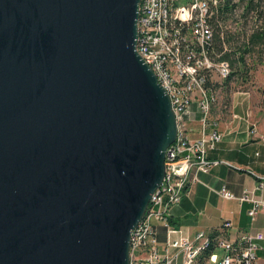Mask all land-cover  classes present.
Masks as SVG:
<instances>
[{"label":"water","instance_id":"95a60500","mask_svg":"<svg viewBox=\"0 0 264 264\" xmlns=\"http://www.w3.org/2000/svg\"><path fill=\"white\" fill-rule=\"evenodd\" d=\"M140 0H0V264H129L177 135Z\"/></svg>","mask_w":264,"mask_h":264},{"label":"built area","instance_id":"2783aa9c","mask_svg":"<svg viewBox=\"0 0 264 264\" xmlns=\"http://www.w3.org/2000/svg\"><path fill=\"white\" fill-rule=\"evenodd\" d=\"M217 4V0L139 2L136 50L169 96L176 116L177 135L165 152L162 183L152 194L142 218L131 230L129 264H176L181 255L182 264H195L198 255L210 243L204 232H198L193 240L182 236L169 238L161 254L154 223L161 222L168 235L178 233L169 224L170 209L180 201L187 185L198 180V172L206 173L221 163L210 160L207 155L208 150L221 140V134L209 123L215 101L210 82L213 75L225 78L230 72L228 61L214 60L211 56L214 35L210 19ZM193 104L200 112L201 130L200 136L191 140L187 135L186 119L192 115ZM260 141L264 145V132ZM192 171L195 174L191 177ZM257 188H264V179ZM217 193L225 199L235 198L225 187ZM237 199L252 203L248 211L252 218L256 212L264 211V200L255 199L250 193L245 192ZM221 227L232 228V223L224 221ZM170 248L176 250L170 252ZM217 248L223 250L220 258L215 252ZM258 250L264 251V234L261 232L244 234L238 240L219 238L205 264H259Z\"/></svg>","mask_w":264,"mask_h":264},{"label":"crops","instance_id":"0c3cea01","mask_svg":"<svg viewBox=\"0 0 264 264\" xmlns=\"http://www.w3.org/2000/svg\"><path fill=\"white\" fill-rule=\"evenodd\" d=\"M249 105L244 98H233L228 105H222L228 110L223 108L217 114L213 110L210 113V126L221 134V140L208 150L207 155L210 160L221 163L206 173L198 172V180L187 185L180 201L170 209L169 224L178 233L168 235L161 222L154 223L161 254L169 238L182 236L193 240L198 232L209 235L216 229L224 239L229 240H238L244 234H264V211L256 212L252 218L248 214L252 203L237 199L246 192L255 199L264 200V188H257L264 179V145L260 141L264 125L263 119L256 117ZM191 109L192 115L186 122L187 135L193 140L200 136L201 116L195 104ZM188 122L197 127L188 128ZM193 174L194 171L190 176ZM222 187L235 198L225 199L218 195L217 191ZM224 221H231L232 228L223 229L221 226ZM175 250L170 248V252ZM256 255L257 263L264 264V251L258 250ZM182 261L181 255L176 264H182Z\"/></svg>","mask_w":264,"mask_h":264},{"label":"rangeland","instance_id":"374dc122","mask_svg":"<svg viewBox=\"0 0 264 264\" xmlns=\"http://www.w3.org/2000/svg\"><path fill=\"white\" fill-rule=\"evenodd\" d=\"M217 1L218 4L215 7L212 18L217 16V8L222 2H224V0ZM238 1L239 0H232V2L237 3V6L233 13L229 14L226 21L220 20V27H222L224 31H229L233 34L234 38L232 37V39L234 40L235 45L240 46L241 43L247 39L249 34L261 25V21H263L264 18V0H254V3H257V10L252 9L249 10V12H246L244 9L247 0L244 2ZM259 11H262V15ZM212 18L210 19L211 22ZM211 26L214 35V27L212 23ZM226 49L227 46L225 45V50ZM217 55L218 54L211 56H213L212 58L214 60H218ZM241 55L243 57V62L238 66L235 65V67H237L236 70L230 66L229 74L232 71H234V74L229 81H225L228 76L221 78L216 74L213 75L212 78L214 79H211L210 85L213 87L212 92L215 101L212 104L210 113L213 110V113L217 114L224 108L222 105H228L233 98H244L250 103L249 108L252 113H254L256 117L264 119V45L254 46L246 53L241 52ZM239 56L240 53L237 52L236 57ZM224 110H228V107H225ZM189 126L197 127L193 124L189 125L188 122V128ZM195 132L197 133L198 131L196 130ZM215 252L219 258L222 257V249L217 248Z\"/></svg>","mask_w":264,"mask_h":264},{"label":"trees","instance_id":"16d2710c","mask_svg":"<svg viewBox=\"0 0 264 264\" xmlns=\"http://www.w3.org/2000/svg\"><path fill=\"white\" fill-rule=\"evenodd\" d=\"M245 0H239L238 2H244ZM237 3L232 2V0H224L218 8H217V16L212 18V25L214 27V36L212 43V55L218 54L217 57L219 60H226L229 62L230 66L235 70L241 62H243V57L241 52L246 53L251 50L254 46H262L264 45V18L261 21V25L249 34L247 39L241 43V45L237 46L232 39L233 34L229 31H224L222 27H220V20L226 21L229 14H232ZM246 12L249 10L255 9L257 10V3H254V0H247L244 6ZM262 15V11H259ZM260 15V16H261ZM234 38V37H233ZM225 45L227 49L225 50ZM235 46V47H234ZM244 48V49H243ZM237 52L240 53L239 57H236ZM234 74L232 71L225 81H229V79ZM210 243L209 245L198 255L195 264H205L209 255L214 251L217 245V240L219 238H223V235L218 232L216 229L212 230L209 233Z\"/></svg>","mask_w":264,"mask_h":264},{"label":"bare ground","instance_id":"6f19581e","mask_svg":"<svg viewBox=\"0 0 264 264\" xmlns=\"http://www.w3.org/2000/svg\"><path fill=\"white\" fill-rule=\"evenodd\" d=\"M172 108V107H171ZM173 111V110H172ZM175 116V115H174ZM175 120H176V116H175ZM176 125H177V121H176ZM166 152V151H165Z\"/></svg>","mask_w":264,"mask_h":264}]
</instances>
